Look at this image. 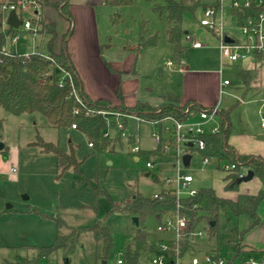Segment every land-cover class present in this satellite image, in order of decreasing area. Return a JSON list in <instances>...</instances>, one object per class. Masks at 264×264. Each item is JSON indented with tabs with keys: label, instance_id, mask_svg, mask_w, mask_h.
I'll return each instance as SVG.
<instances>
[{
	"label": "rangeland",
	"instance_id": "1",
	"mask_svg": "<svg viewBox=\"0 0 264 264\" xmlns=\"http://www.w3.org/2000/svg\"><path fill=\"white\" fill-rule=\"evenodd\" d=\"M213 1L202 0V4ZM44 3L45 0H33L30 13L40 9ZM164 4L165 0H136L134 4L120 8L97 7L100 41L102 47L105 46L102 57L107 60V97L115 100L107 106V113H119L120 102L116 96L119 84L128 105L142 101L158 108L164 104L165 96H182L191 89L218 94L216 85L229 80L231 85L219 93V107L231 110L230 122L235 127L250 121L254 128L263 129L264 59L254 63L241 61L227 64L222 58L217 38L200 26L202 11L199 8L194 14L184 15L183 26L187 34H193L206 46L195 49L185 38L180 63L168 41L167 21L154 9ZM114 13L121 16L118 25L111 23L110 17ZM29 17L25 15L24 19ZM57 17L60 19V14ZM154 35L159 37L158 44L143 46V37ZM49 39V36L40 34L34 40L21 41L20 51L48 56ZM182 68L194 73L187 74ZM241 69L250 73L248 84L240 78ZM84 72L87 81L82 79L94 92L100 86L98 78ZM185 103L182 101V105ZM0 120L3 126L1 142L6 148V152H0V264H67V261L69 264H114L120 253L124 254L129 247H133L139 230L149 234V244L176 237L174 232L160 231L159 221L154 216H148L143 221L139 219V226H136L130 213L114 211L106 222L115 244L109 257L103 259L102 243L87 230L96 220L105 219L114 205L120 207L122 203L129 202L133 193L152 198L165 188L164 168H169L170 164L165 156L160 160L151 155L157 146L154 134L159 131L152 123L129 117L127 128L121 135L124 148L120 149L117 145L112 154L100 159L82 134L72 129L51 127L41 113L14 115L0 106ZM118 127L123 129L121 125ZM108 131L109 137L117 135L111 123L108 124ZM40 140L58 144L66 152L70 141L78 146V159H85L80 168L81 179L72 170L62 172L52 154H43L37 144ZM135 140L141 149L139 161L135 160L138 155L130 153ZM147 160L156 162L152 173L158 177L159 183L148 175L151 170L145 167ZM202 168L201 155L194 150L192 162L185 170L194 178L193 188H213L219 196L232 199L231 191L225 190V173L217 169V164L211 162L204 170ZM57 217L72 229L79 230V239L74 242L71 237L74 231L63 230L62 248L54 255L42 258L40 248L51 247L57 242ZM239 219L230 211L221 213L217 235L210 238L205 232L198 240L194 253L186 255L182 262L187 264L192 256L203 259L210 252H216L213 251L215 249L222 258H231L238 241ZM204 225L202 222L201 227ZM246 256V252L242 253L238 264ZM140 262L147 264L144 251L141 252Z\"/></svg>",
	"mask_w": 264,
	"mask_h": 264
},
{
	"label": "trees",
	"instance_id": "2",
	"mask_svg": "<svg viewBox=\"0 0 264 264\" xmlns=\"http://www.w3.org/2000/svg\"><path fill=\"white\" fill-rule=\"evenodd\" d=\"M18 0H0V106L6 112L14 115L35 113L43 114L49 125L55 129H72L82 134L92 144L91 148L100 159H104L107 154H112L117 145L120 149L124 148V142L121 135L127 128L128 119L131 116L137 117L140 121L155 124L161 129L169 119L184 121L188 119L185 112L190 107V111H198L204 106L191 100L182 105V100L178 96L168 95L164 97V104L154 107L147 102L137 101L133 106L125 103L121 84H119L116 96L120 102L119 113H107V106L111 101L106 98L92 99L84 89L83 81L74 65L71 53L68 50V42L75 31V19L71 12L70 0H61L58 3L45 1L40 10L36 11L38 18L37 24L40 27L39 34L49 36L48 50L49 55L43 56L39 53L30 54H11L3 53L4 45L8 38L15 34L16 29L10 25H5L7 11L6 6L16 4ZM136 0H106V5L112 8H120L132 5ZM55 7L60 15L68 22V30L63 35V47L60 53L55 51V43L58 37L56 25L46 23L42 17V8L44 6ZM202 0H165L163 6H155L158 14L167 21L168 41L175 51L176 59L182 62V52L185 48L184 39L187 32L183 26L184 15L186 13L194 14L199 8L203 7ZM113 25L121 22L119 13H114L110 17ZM187 39V38H186ZM189 42V40H186ZM159 42L158 35L143 37V46H156ZM105 46L101 48L103 52ZM64 74L60 75V73ZM250 73L241 69L240 78L248 84ZM230 112L222 110V130L218 134L207 135L204 137L207 146L200 151L203 157H212L218 161V164H235L236 169L225 173V190L238 191L240 186L239 174L247 169L254 173L262 182V187L257 194H241L237 199H228L219 196L213 188L199 190L195 197L178 198L171 190L161 189L157 197H144L139 193L130 195V201L124 202L120 207L116 205L107 214L103 220H96L94 224L87 228L97 241L102 243V258L107 259L114 248L115 239L110 232L106 220L114 211H127L130 215L138 217L140 221L148 216H154L159 221V226L163 225L168 219H176L177 216L184 217L187 227L182 230V239L179 242L180 255L185 256L192 253L198 247L195 233L204 231L210 238L218 233V223L221 213L230 211L235 217L247 216L251 220L250 228L256 227L260 221L259 209L264 202V159L259 155L239 154L230 144L231 135ZM113 125L117 132L115 137L104 138L107 132L108 124ZM122 125L120 129L118 125ZM76 125V129H73ZM2 121L0 120V137L2 131ZM38 146L48 154L56 157L58 165L62 172L72 170L77 178L81 179L80 168L85 159H78L79 147L69 143V150L64 151L58 144L47 143L40 140ZM90 147V146H89ZM6 152V148L5 151ZM151 155L160 160L166 157L162 147H157L151 151ZM131 153V152H130ZM137 161L141 159V153ZM148 175L152 176L156 183H159L158 177L150 171ZM58 227L57 242L51 247H41L40 255L42 258H48L61 249L60 241L63 238V230H72L75 234L71 235L74 242L79 239L80 231L69 227L65 221L57 217L55 219ZM205 225L202 228L201 223ZM214 222V225L212 223ZM238 231V241L234 246V253L229 258V263H235L242 253L246 252V245L242 240L247 230ZM149 234L139 230L134 238L133 247H129L124 253V264H141V252L147 254V263L156 251V244L148 243ZM165 241V240H161ZM73 243V241L71 240ZM171 249L176 248L174 243L170 245ZM219 253L218 249H215ZM253 253V252H251ZM220 254V253H219ZM255 254V253H253Z\"/></svg>",
	"mask_w": 264,
	"mask_h": 264
},
{
	"label": "built area",
	"instance_id": "3",
	"mask_svg": "<svg viewBox=\"0 0 264 264\" xmlns=\"http://www.w3.org/2000/svg\"><path fill=\"white\" fill-rule=\"evenodd\" d=\"M32 4L33 0H18L16 4L5 7L7 11L4 21L5 25H8V16L12 11L21 20V25L15 28V34L8 38L4 45L3 53L5 55L21 53V41L29 40L30 38L34 40L40 35V27L36 22L38 18L36 11L40 9L33 10L30 13L29 7ZM200 9L202 18L199 24L209 35L217 38L222 58L227 64H235L241 61H252L254 63L264 59V0H214ZM25 15L30 17L24 19ZM186 38L195 49H201L206 46L197 41L191 33L187 34ZM227 39L230 42H227ZM169 65L171 66V63ZM230 85L231 82L225 80L222 83L221 93L224 92V87ZM185 112L188 114V119L184 121L169 119L154 134L157 144L156 148L162 147L167 158L166 162L170 164V170L165 171L163 177L165 189L171 190L178 198L195 197L199 194V190L192 186L194 178L185 172L186 167L192 162L194 150L200 153V151L206 149L207 143L204 137L220 133L223 126L219 105L204 106L196 112L190 111L189 107ZM261 122L262 126H264V115ZM72 128L76 129L77 127L73 125ZM109 136L107 129L104 138H109ZM133 144L134 146L130 149L131 154L134 156L139 155L141 152L139 142L135 140ZM89 146L91 147L92 144H89ZM186 155L191 156L189 165L184 163ZM201 159L203 170L211 162H215L217 169L224 173H229L236 169L235 164H226L224 162L218 164V161L212 157L201 156ZM145 167L154 171L156 162L147 160ZM246 170L239 174V179L245 177ZM157 195L158 193L155 194V197ZM186 227V219L180 216H177L176 219H168L163 225H160L158 227L160 231L174 232L176 237L173 240L160 241L156 244L157 249L147 264H184L182 261L186 255H180L179 242L182 239V230ZM204 234V231L196 232L197 241L202 239ZM171 243L176 246L174 251L170 247ZM123 256L124 254L120 253L117 262L114 264H124ZM187 264H236V262L229 263V259L222 258L219 253L210 252L203 259L192 256ZM241 264H264V257L250 253Z\"/></svg>",
	"mask_w": 264,
	"mask_h": 264
},
{
	"label": "crops",
	"instance_id": "4",
	"mask_svg": "<svg viewBox=\"0 0 264 264\" xmlns=\"http://www.w3.org/2000/svg\"><path fill=\"white\" fill-rule=\"evenodd\" d=\"M45 1H49L50 3H58L61 0ZM70 3L71 12L75 19V31L68 42V50L71 53L72 60L81 79L83 77L85 82L87 81L85 76L86 74L84 72L86 71L87 74L90 73L91 75L93 74L94 76H97L99 81L98 84L100 85L93 92V90H91L90 86L88 85V82L86 83L88 86L87 88H85L86 84L82 79L84 89L86 93H88L90 97L94 100L99 98H106L110 101H115L107 97V60L105 59V57H102V44L100 41V30L97 21V7L107 6L106 0H70ZM59 14V11H57L56 8L50 5L44 6L42 9V17L44 21L46 23H54L56 25L58 37L55 43V51L58 53H60L62 50L63 35L67 32L69 26L67 21L62 22L64 18H62L61 15L60 19H62H58L57 16ZM183 70L187 74L194 73V71L191 70ZM221 88L222 82L220 81V83L216 85L215 90L221 93ZM219 93L214 94L213 91L210 95L208 91L203 93L201 91H197L196 89H191L187 90L182 96H177L182 101L191 100L202 106L210 107L214 105H219ZM261 127L263 128L261 130L258 127L254 128V126L250 124V121H246L245 123H242L241 126L235 127L231 121V135L229 139L230 144L235 148V150L239 154L259 155L264 159V126ZM41 152L43 154H46V152L42 149ZM135 160L137 161L138 158L135 157ZM164 170H170V166L169 168H164ZM248 173L249 170H246L245 177L248 175ZM261 187V180L258 177H254L252 180L240 184L238 191H231L230 196L232 199H237L238 196L241 194L254 195L259 192ZM259 215L261 221L254 228H250L251 220L249 217L245 215L238 217L240 219L238 221L239 226H237V229L239 231L247 230L242 240L243 245H246L245 248L247 250V256L251 252H253L256 255L264 257L263 204L259 209ZM236 264H238V262H236Z\"/></svg>",
	"mask_w": 264,
	"mask_h": 264
},
{
	"label": "water",
	"instance_id": "5",
	"mask_svg": "<svg viewBox=\"0 0 264 264\" xmlns=\"http://www.w3.org/2000/svg\"><path fill=\"white\" fill-rule=\"evenodd\" d=\"M8 25H10L11 27L14 28H18L21 25V20L18 18L17 14L12 11L9 16H8V20H7ZM227 42H230L229 39H227ZM5 151V145L3 142H1V137H0V152L4 153ZM191 160V156L190 155H186L184 157V163L186 165H189V162ZM254 173L252 171H249L248 175L242 179H240V183L242 182H248L250 180H252L254 178ZM24 199L28 200L27 196H24ZM8 208H11V206H8ZM133 222L136 226H139V218L138 217H134L133 218ZM212 225H214V222L212 223ZM70 262L67 261V264H69Z\"/></svg>",
	"mask_w": 264,
	"mask_h": 264
}]
</instances>
